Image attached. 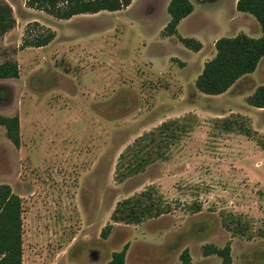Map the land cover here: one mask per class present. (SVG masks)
<instances>
[{
    "label": "rangeland",
    "instance_id": "obj_1",
    "mask_svg": "<svg viewBox=\"0 0 264 264\" xmlns=\"http://www.w3.org/2000/svg\"><path fill=\"white\" fill-rule=\"evenodd\" d=\"M3 1L15 24L0 36V63L15 60L19 74L0 79V116L17 115L20 141L14 145L0 125V184L20 198L21 264H106L124 244L126 264H180L185 248L192 264H223L202 247L227 243L231 264H264V110L239 95L264 84L263 65L232 92L194 86L215 52L212 40L237 27L227 23V0H190L196 19L177 31L198 39L199 51L161 33L167 0L69 19ZM250 18L241 27L260 36ZM48 29L55 33L48 44L22 45ZM174 119L175 138L152 147L163 158L122 176L133 162L120 154ZM149 186L170 211L113 223L116 204ZM231 215L243 234L225 227Z\"/></svg>",
    "mask_w": 264,
    "mask_h": 264
},
{
    "label": "trees",
    "instance_id": "obj_2",
    "mask_svg": "<svg viewBox=\"0 0 264 264\" xmlns=\"http://www.w3.org/2000/svg\"><path fill=\"white\" fill-rule=\"evenodd\" d=\"M132 0H24L27 7L43 11L58 19H69L77 14H92L102 10L115 11L127 7ZM235 8L241 12L251 14L259 24L261 35L251 37L244 32L233 36H221L214 42L215 54L203 63L202 70L194 80L195 88L204 94L217 95L225 92L238 78L254 71L258 61L264 56V0H237ZM169 20L161 33L164 36H175L186 48L199 51L201 42L193 37L181 36L177 31L179 21L193 11L190 0H169L166 6ZM15 24L10 5L0 0V36ZM55 36L54 31L48 29L45 34L23 39V46L40 47L48 44ZM18 65L15 60H4L0 63V79L17 77ZM245 101L254 107H264V84L255 88ZM222 126L231 129L229 119L221 121ZM0 125L6 130L7 137L16 146L19 145V121L17 115L0 116ZM178 120L162 122L154 130L142 135L120 154V161L129 157L132 165L127 167L128 176L141 171L149 162L163 158L159 151H153L160 140L175 138ZM249 134L247 130L245 132ZM149 148V149H148ZM143 152V153H142ZM129 159V160H130ZM121 166L118 163L117 170ZM168 203L153 187L149 186L133 197L119 201L111 213L113 223L138 224L147 218H154L170 211ZM241 220L238 216L229 218L225 227L236 234H243ZM112 223L106 224L100 231L102 238H107ZM264 236L263 233H260ZM128 245L124 244L119 250L110 254L106 264H126V251ZM204 255L215 254L223 264H231L230 245L216 247L205 244L202 247ZM21 202L18 195L13 193L6 184H0V264H21ZM180 264H192L191 255L185 248L179 254Z\"/></svg>",
    "mask_w": 264,
    "mask_h": 264
},
{
    "label": "crops",
    "instance_id": "obj_3",
    "mask_svg": "<svg viewBox=\"0 0 264 264\" xmlns=\"http://www.w3.org/2000/svg\"><path fill=\"white\" fill-rule=\"evenodd\" d=\"M168 1L169 0H167V3H168ZM236 1L237 0H227L226 1V16H227V23H232V24H235L237 27H235L234 28V34L233 35H235V34H237V33H239V32H244L245 34H247V35H249V36H251L250 34H249V32L247 31V30H245L246 28H242L241 27V24L243 23V21H244V19H250L251 20V18H250V16H252L251 14H249V13H247V12H241V11H238L236 8H235V5H236ZM193 15H194V8H193V11L190 13V14H188L187 16H185L184 18H182L180 21H179V23H178V25H177V28H179L180 27V25H182L184 22H186L187 23V25H190V23L193 21V20H195L196 18H193ZM256 20V19H255ZM257 22V21H256ZM258 23V22H257ZM212 25H214V26H217L213 21H212ZM259 25V24H258ZM254 26H255V28H256V25L254 24ZM232 35V36H233ZM220 36H216L213 40H212V45H214V42H215V40L217 39V38H219ZM252 37V36H251ZM257 37H259V36H257ZM202 44V43H201ZM202 47H203V44H202ZM201 47V48H202ZM215 54V52H213V50H212V56ZM211 56V57H212ZM261 65H263V69H264V56H262L261 58H260V60L258 61V64H257V66H256V68L254 69V71L257 69V68H260V66ZM254 71H252V72H250V73H253ZM249 73H246V74H244V75H242L240 78H238L237 80H236V82H234V84H232L225 92H223V93H226V92H232L235 88H237V84L241 81V80H243L244 78H246L247 77V75H248ZM256 88V87H255ZM252 89V88H251ZM255 90V89H254ZM253 90V91H254ZM238 91V93L237 94H239V90H237L236 89V91H234V92H237ZM245 92H242L241 94H239V95H242L243 97L244 96H248V95H246V94H244ZM253 93V92H252ZM222 94V93H221ZM257 108H260V109H262V110H264V107H257ZM127 260V251H126V258H125V261Z\"/></svg>",
    "mask_w": 264,
    "mask_h": 264
}]
</instances>
